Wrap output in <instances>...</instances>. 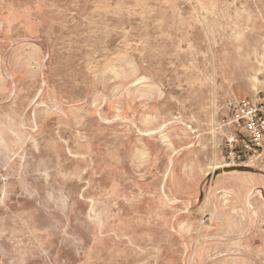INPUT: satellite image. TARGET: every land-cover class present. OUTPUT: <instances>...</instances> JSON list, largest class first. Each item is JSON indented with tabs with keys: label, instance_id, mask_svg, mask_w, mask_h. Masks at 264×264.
Masks as SVG:
<instances>
[{
	"label": "rangeland",
	"instance_id": "374dc122",
	"mask_svg": "<svg viewBox=\"0 0 264 264\" xmlns=\"http://www.w3.org/2000/svg\"><path fill=\"white\" fill-rule=\"evenodd\" d=\"M261 97L264 0H0V264H264Z\"/></svg>",
	"mask_w": 264,
	"mask_h": 264
},
{
	"label": "built area",
	"instance_id": "2783aa9c",
	"mask_svg": "<svg viewBox=\"0 0 264 264\" xmlns=\"http://www.w3.org/2000/svg\"><path fill=\"white\" fill-rule=\"evenodd\" d=\"M230 113L231 125L236 131L241 132L244 140L241 142L238 135L234 134L226 141L228 155L237 160L236 147L239 145L245 159L250 158L254 151H260L264 146V97L249 100L246 98L230 102L227 105Z\"/></svg>",
	"mask_w": 264,
	"mask_h": 264
},
{
	"label": "trees",
	"instance_id": "16d2710c",
	"mask_svg": "<svg viewBox=\"0 0 264 264\" xmlns=\"http://www.w3.org/2000/svg\"><path fill=\"white\" fill-rule=\"evenodd\" d=\"M237 135H238V139H239L240 142H241L242 140H244V137H243V135H242L241 132H238ZM235 151H236V153H237V160L242 161V160L245 159L244 156H243V154H242V152H241V150H240V146H239V145L236 147Z\"/></svg>",
	"mask_w": 264,
	"mask_h": 264
},
{
	"label": "water",
	"instance_id": "95a60500",
	"mask_svg": "<svg viewBox=\"0 0 264 264\" xmlns=\"http://www.w3.org/2000/svg\"><path fill=\"white\" fill-rule=\"evenodd\" d=\"M218 173V171L214 172V176Z\"/></svg>",
	"mask_w": 264,
	"mask_h": 264
}]
</instances>
